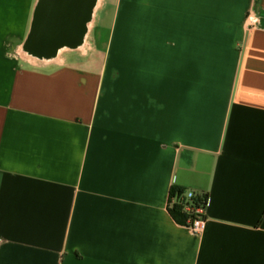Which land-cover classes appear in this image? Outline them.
<instances>
[{"label":"crops","instance_id":"crops-1","mask_svg":"<svg viewBox=\"0 0 264 264\" xmlns=\"http://www.w3.org/2000/svg\"><path fill=\"white\" fill-rule=\"evenodd\" d=\"M41 1L0 0V264H264V0H100L51 58Z\"/></svg>","mask_w":264,"mask_h":264},{"label":"water","instance_id":"water-1","mask_svg":"<svg viewBox=\"0 0 264 264\" xmlns=\"http://www.w3.org/2000/svg\"><path fill=\"white\" fill-rule=\"evenodd\" d=\"M98 0H42L26 50L51 58L64 43L78 45L86 34ZM77 47V46H72Z\"/></svg>","mask_w":264,"mask_h":264},{"label":"built area","instance_id":"built-area-1","mask_svg":"<svg viewBox=\"0 0 264 264\" xmlns=\"http://www.w3.org/2000/svg\"><path fill=\"white\" fill-rule=\"evenodd\" d=\"M247 21L250 28H256L260 25V18L254 12L248 16ZM203 196L192 190H184L181 195L173 196L168 204L169 209L175 206L181 208L184 220L180 224L197 238L205 233L208 224V201H205Z\"/></svg>","mask_w":264,"mask_h":264},{"label":"trees","instance_id":"trees-1","mask_svg":"<svg viewBox=\"0 0 264 264\" xmlns=\"http://www.w3.org/2000/svg\"><path fill=\"white\" fill-rule=\"evenodd\" d=\"M39 7V6H38ZM38 7H37V10H36V15H37V11H38ZM36 15H35V19L33 21V25H32V28H31V32H30V35H29V38L25 44V49H26V46L28 45L30 39H31V36L33 34V31H34V28H35V21H36ZM28 51V50H27ZM184 192V189H179V188H173L172 189V192H171V196L169 198V200L175 196L176 194H179L181 195L182 193ZM204 200L205 201H208V196L204 195ZM171 215L173 216L174 219H176L179 223L183 222L184 220V215L182 214L181 212V208L179 206H175L174 208L172 209H169Z\"/></svg>","mask_w":264,"mask_h":264},{"label":"bare ground","instance_id":"bare-ground-1","mask_svg":"<svg viewBox=\"0 0 264 264\" xmlns=\"http://www.w3.org/2000/svg\"><path fill=\"white\" fill-rule=\"evenodd\" d=\"M99 2H100V0H98V2H97V5H96V8L98 7V5H99Z\"/></svg>","mask_w":264,"mask_h":264}]
</instances>
